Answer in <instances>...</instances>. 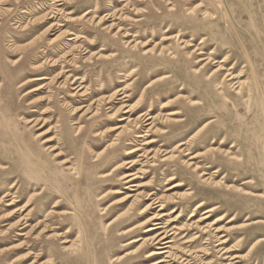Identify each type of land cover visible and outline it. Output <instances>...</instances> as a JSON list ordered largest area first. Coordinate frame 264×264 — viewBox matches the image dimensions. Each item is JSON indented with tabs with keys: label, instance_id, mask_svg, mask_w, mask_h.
Here are the masks:
<instances>
[{
	"label": "rangeland",
	"instance_id": "374dc122",
	"mask_svg": "<svg viewBox=\"0 0 264 264\" xmlns=\"http://www.w3.org/2000/svg\"><path fill=\"white\" fill-rule=\"evenodd\" d=\"M60 4L0 0V264H264V0Z\"/></svg>",
	"mask_w": 264,
	"mask_h": 264
},
{
	"label": "bare ground",
	"instance_id": "6f19581e",
	"mask_svg": "<svg viewBox=\"0 0 264 264\" xmlns=\"http://www.w3.org/2000/svg\"><path fill=\"white\" fill-rule=\"evenodd\" d=\"M53 1V6H54V10H57V11H59L58 9H57V7H59V6H61V2H63V0H52ZM103 19H100L99 20V23L102 21ZM106 29H109L108 27L106 28ZM71 35H74V34H71ZM73 40V39H72ZM72 40H70V41H72ZM132 43V42H131ZM130 44V43H129ZM135 46V45H134ZM133 46V47H134ZM199 55H202L201 53L199 54ZM205 61H208L207 62V64L206 65H208V64H210L211 63V61H210V57L209 58H202V59H200V61L199 62H205ZM220 70V68L218 69V70H216L214 73H217L218 71ZM42 77V76H41ZM39 80H46V78L45 77H42V78H37V79H34V80H31V82H34V81H39ZM73 84V83H72ZM65 85H67L66 83H64L63 84V86H65ZM241 86V84H239L238 85V87H240ZM78 92H81L82 90H83V88H82V86L80 85L79 87H78ZM84 95V93L83 94H81L80 96H83ZM125 98H128V96L127 95H124L123 96V99H125ZM126 108H130L129 106H126V105H123V108L122 109H126ZM130 110H132L131 108H130ZM130 110L129 111H126V113H129L130 112ZM36 121H32L31 123H35ZM134 124H136L137 126L139 125V122H134ZM139 151H141L140 149H133V150H130L129 152H128V155L130 156H132V155H135L136 153H138ZM126 163V165H131L130 166V168H132V167H134L135 165H136V162H134V161H126L125 162ZM120 167H121V165H119V166H117L116 168H115V170L114 171H116V170H119L120 169ZM113 171V172H114ZM111 176H113V174L112 173H109V174H107V176H105L106 178H109V177H111ZM138 179V177H137V175L136 174H134V173H126V174H123L122 175V177L120 178V180H119V182H118V184L119 185H121V184H124V185H128L129 186V188L131 187V188H133V187H135L134 186V183H135V181ZM175 187H178V186H175ZM174 187V188H175ZM128 188V189H129ZM119 191H113L112 192V194H114V195H116L117 193H118ZM152 196H156L154 193H151V194H149L148 196H147V199L148 200H150L151 199V197ZM5 197H8V196H5ZM131 197H134V196H129V198H131ZM125 201H127V200H125ZM135 202V201H134ZM157 204V205H156ZM12 205H14V203L11 201L10 203H8V206H12ZM151 208V209H156V208H158L159 207V212L158 213H156L152 218H150V219H148L146 222H144V223H142V224H140L139 225V227H143V226H146V225H151L147 230H146V233H147V237L144 239V240H139V241H137V242H140V241H143V246H148L149 244H148V242H150L154 247L156 246L157 247V249L156 250H158V251H156V252H151L149 255H148V258H151V257H153V256H166V255H169V250H170V248H171V244L173 243L172 242V240H170V236L172 235V234H169L168 232H167V229L169 228V227H165V226H163L164 225V223H163V221H164V217H166V215L165 214H162L161 213V211H164L163 209H164V203L162 202V201H159L158 202V199H156V198H154L153 199V202L147 207V208ZM155 207V208H154ZM198 208H200V206L198 207ZM210 212V211H209ZM15 213V212H14ZM208 213V212H207ZM16 214V213H15ZM15 214H12V215H15ZM193 217V216H192ZM121 218H122V215L120 214L117 218H115L114 220H113V222H111L110 223V226H111V229H110V231L109 232H111V231H113L114 230V228L116 227V225H119L120 223H121ZM208 219V216H205L202 220H200V222H203V221H206ZM176 220H172L170 223H174ZM169 225V224H168ZM23 224L22 223H19V222H17V224H14L12 227H11V229H13V230H18L19 232L17 233V235L18 236H21V237H23L25 234L23 233V231L28 227V226H23ZM107 233L108 235L110 234V233ZM63 243L64 244H68L69 243V241H67V240H64L63 241ZM148 244V245H147ZM151 245V246H152ZM70 250H72V247L70 248V247H67V248H65V251H70ZM107 256V258L109 257L110 258V255H106ZM105 256V257H106ZM107 258H105V259H107ZM114 261H118V262H121V258H118V259H115ZM163 263H165L163 260H161V261H158V262H156V263H153V264H163Z\"/></svg>",
	"mask_w": 264,
	"mask_h": 264
}]
</instances>
